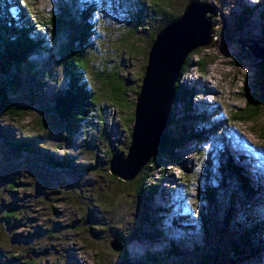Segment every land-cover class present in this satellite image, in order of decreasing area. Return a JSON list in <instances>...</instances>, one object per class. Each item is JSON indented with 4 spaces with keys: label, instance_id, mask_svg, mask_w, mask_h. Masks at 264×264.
I'll return each instance as SVG.
<instances>
[{
    "label": "rangeland",
    "instance_id": "1",
    "mask_svg": "<svg viewBox=\"0 0 264 264\" xmlns=\"http://www.w3.org/2000/svg\"><path fill=\"white\" fill-rule=\"evenodd\" d=\"M25 1L33 22L49 18L58 8L56 0ZM140 1L137 9L130 3L121 5L123 0H95L98 9L90 22L97 27L85 51L90 64L86 73L102 109L89 112L79 125L40 111L38 106L50 103L54 93L69 87L70 75L58 65L52 47L33 59L31 73L36 79L27 81L16 97L23 103L34 101L35 110L0 120L8 138L45 134L37 143V152L2 150L0 142V248L5 253L0 264H137L140 260L145 264L151 253L170 249L172 240L186 258L172 256V261L164 259L160 264H193L192 257L207 250L213 251L215 264H229L227 237L230 241L233 232L229 230L225 238L217 230L206 234L204 219L214 223L222 219L211 213V204L202 193L218 186L219 152L227 148L244 157L242 165L254 187L252 196L238 199L234 223L245 219V211H254L263 239L256 253L240 259L239 264H264V133L252 123L233 119L246 106L243 93L254 89L251 86L259 76L257 64L263 57L253 52L264 53V0H200L218 12L213 18L215 40L188 55L194 62L205 60L206 67L202 71L194 64L180 79L182 90L187 88L189 93L172 102L168 123L173 124L165 129L178 133L193 125V132L203 131L204 135L176 148L180 159L158 156V165L144 168L146 175L142 171L137 175L144 174L148 185L156 184L151 196L147 195L149 209L155 210L149 222L142 220L145 201L140 199L142 206L138 203L132 180L112 174L110 162L115 154H128L135 118L128 125L124 117L135 113L152 36L170 14L180 16L189 0ZM142 6H147L148 16L138 12ZM10 11L17 15L19 8L12 6ZM34 33L47 49L51 47V33L42 23H34ZM106 59L110 74L117 70L125 82L130 104L126 111L111 100L101 81L99 70L105 71ZM111 86L108 84L109 89ZM257 120L259 128L263 127L264 109ZM222 137L226 142H220ZM241 140L248 141L243 149L238 146ZM210 153L216 177L209 170ZM64 158L68 166L62 168L58 164ZM245 201V207L238 206ZM159 206L162 208L157 209ZM10 208L16 217L7 222L4 215ZM116 238L122 246L118 251L111 246Z\"/></svg>",
    "mask_w": 264,
    "mask_h": 264
},
{
    "label": "trees",
    "instance_id": "2",
    "mask_svg": "<svg viewBox=\"0 0 264 264\" xmlns=\"http://www.w3.org/2000/svg\"><path fill=\"white\" fill-rule=\"evenodd\" d=\"M56 2L58 5L56 12L47 19L39 18V21L37 19L33 22L29 18L32 12L25 0H0V120L5 117H20L35 110V106L33 105L34 101L32 103H23L17 101L16 97L25 90L27 81L30 79L34 81L36 79V76H32L33 74L31 73L34 70L33 59L35 57H41L44 51L51 50L52 47L55 48L58 65L65 68L70 75L69 87L54 93L50 103L38 106L40 111L53 113L65 122L73 121L79 125L81 120H85L89 116V112L98 111V107L102 109V106L98 103L99 99L96 98L99 95L86 73L90 68V64L85 55V51L88 49L89 39L96 34L95 29L97 23L90 22V17L93 13L97 12L98 4L95 0L85 2H82V0H56ZM125 3L133 4L137 9L139 7L138 5L142 4L140 0H123L121 5ZM153 4L158 6V9L161 8L159 3ZM12 6L19 8L17 15L11 13L10 9ZM143 7L138 12L145 13L148 16V12L150 11L148 10L147 12V6L145 8ZM134 14L136 18H139L136 13ZM170 17L168 21L159 26L157 32L168 22L176 19L178 15L172 17L170 14ZM34 23H42L43 27L51 33L50 48L47 49L42 44V40L33 36L35 35ZM155 37L156 34L152 36L148 46L149 48L154 42ZM192 60V56H188L181 69L179 80L175 86L173 104L174 101L176 102L178 99L184 97L186 93H189L187 88L186 91L184 89L182 90L181 87L184 85L181 86L179 84L183 75H186L187 69L194 64L202 71L206 67L205 60L201 58L196 62ZM105 62V71L99 70L101 81L110 92L111 100L126 111L130 104L126 101L125 97L127 93L125 82L120 79L117 70H114L110 74L111 72L108 69L109 60L106 59ZM257 67L259 76L251 86L254 89L243 93L247 100L246 106L241 108L240 112L235 113L233 119L245 123H252V127H256L264 133V126L262 127L261 125V128H259L257 120L262 114V109H264V57L260 59ZM47 74L50 75L51 72L48 71ZM108 84H112L110 89L108 88ZM134 118V114H128L127 117H124V120L130 125ZM183 118L186 119V116L183 115ZM191 119L188 118L187 120ZM171 124L173 123L169 122L166 126H170ZM217 125L218 123L212 127L216 128ZM221 125L222 123L219 122V126ZM192 130H194L193 125L180 128L178 133H170L165 129L158 150L144 168L158 165V156L180 159V157L176 156L177 154L174 150L183 146L188 139H201L204 135L203 131L193 132ZM44 135V133H38L24 138H8V131H2L0 126V142H2L0 144L2 150H4V147H8L19 154L24 151L37 152V143L44 138ZM220 142H226L225 137L220 138ZM219 154V158L221 159L220 176L217 175L216 177L213 172L214 157H212V153L207 158L210 167L209 170L212 172L213 177H216L218 186L209 187L203 190L202 193L206 196L205 199L211 204V213H215L222 220H220L221 222L215 221L214 223L213 219H204L205 231L207 235H210L212 230H217L220 236L225 238L228 231L232 230V239L229 241V237H227L230 246V256L227 261L229 264H239L240 259H244L250 253L254 255L259 247V243L263 241L260 232L261 223L257 224L255 221L256 215L254 211H245L243 213L245 219L234 223L233 215L236 213V204L239 202V198L252 196L254 187L251 183V175L240 165V156L236 155L229 148L221 153L219 152ZM111 155H114V151ZM236 158H239V160ZM44 160L49 165L52 163L48 157ZM58 166L64 168L68 166V162L64 158ZM143 169L142 172H144ZM145 175L143 174L141 177L143 178L142 180L138 176L131 182L137 190L136 197L138 198V203L142 206L143 202L141 203L140 199H144L145 201L142 220L149 222L150 213H154L155 210L151 211L149 209L147 200L148 196H151L150 194L153 193L152 190L154 191L156 184H153L154 186L146 184ZM12 184L14 185L15 182ZM180 197L183 196L180 194ZM238 206L245 207L246 201L243 204L240 202ZM160 208L162 206L157 207V209ZM4 216L8 222L9 219L16 217V212L13 208H10L5 211ZM210 222L213 224H209ZM151 254L147 256V263L145 262V264H160L164 259L167 262L172 261V256L183 259L187 255L180 251V248L174 244V240H172L170 249ZM4 256L5 253L0 248V260ZM213 256L214 253L212 250L198 253L197 256L192 257L194 260L193 264H215ZM140 261L137 264H140ZM97 264L104 263L98 262ZM141 264H144L143 261H141Z\"/></svg>",
    "mask_w": 264,
    "mask_h": 264
},
{
    "label": "water",
    "instance_id": "3",
    "mask_svg": "<svg viewBox=\"0 0 264 264\" xmlns=\"http://www.w3.org/2000/svg\"><path fill=\"white\" fill-rule=\"evenodd\" d=\"M217 15L209 2L189 0L182 14L156 34L135 105L129 151L126 157L121 154L112 157V174L123 180H134L155 155L170 119L181 69L193 50L213 43L216 32L213 18ZM253 53L264 57V53ZM111 246L117 251L122 248L118 238L111 241Z\"/></svg>",
    "mask_w": 264,
    "mask_h": 264
},
{
    "label": "bare ground",
    "instance_id": "4",
    "mask_svg": "<svg viewBox=\"0 0 264 264\" xmlns=\"http://www.w3.org/2000/svg\"><path fill=\"white\" fill-rule=\"evenodd\" d=\"M247 136V135H246ZM250 140V139H249ZM242 142H243V144H242V142H240L239 144H238V146L239 147H241L242 149L244 148V146H246V144L248 143V141L247 140H241ZM251 142H252V140H251ZM246 143V144H245ZM250 155V154H249ZM251 157H252V160H256V161H260L259 160V157L258 156H253V155H250ZM263 167H264V164H263ZM263 173H264V171H263ZM263 188V187H262Z\"/></svg>",
    "mask_w": 264,
    "mask_h": 264
},
{
    "label": "clouds",
    "instance_id": "5",
    "mask_svg": "<svg viewBox=\"0 0 264 264\" xmlns=\"http://www.w3.org/2000/svg\"><path fill=\"white\" fill-rule=\"evenodd\" d=\"M232 152H234V151H232ZM236 155H238V154H236ZM238 156H239V155H238ZM240 157H241V158H240L241 161L239 160V158H236V159L239 160L240 165L243 166L242 163H244V157H243V156H240ZM249 157H250V156H249ZM250 158H251V157H250ZM248 163H250V162H248ZM248 166H249V164H248ZM243 167H244V169L248 172V169L246 168V165H244ZM249 169H250V166H249Z\"/></svg>",
    "mask_w": 264,
    "mask_h": 264
}]
</instances>
